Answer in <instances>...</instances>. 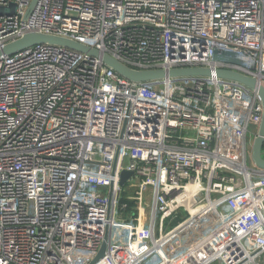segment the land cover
Wrapping results in <instances>:
<instances>
[{
	"label": "built area",
	"instance_id": "built-area-1",
	"mask_svg": "<svg viewBox=\"0 0 264 264\" xmlns=\"http://www.w3.org/2000/svg\"><path fill=\"white\" fill-rule=\"evenodd\" d=\"M31 1L0 0L17 5L0 48L35 31L135 70L227 68L264 86V0ZM263 110L215 73L133 81L50 43L2 56L0 264H264Z\"/></svg>",
	"mask_w": 264,
	"mask_h": 264
},
{
	"label": "water",
	"instance_id": "water-1",
	"mask_svg": "<svg viewBox=\"0 0 264 264\" xmlns=\"http://www.w3.org/2000/svg\"><path fill=\"white\" fill-rule=\"evenodd\" d=\"M39 0H32L30 3V10H33L38 4ZM17 5L11 3L9 6H0V15L12 14L16 11ZM39 43H50L66 46L81 52H86L94 56H101L103 61L116 70L121 75L133 80V81H148L154 79H160L167 76H210L215 73L218 77L232 79L243 83L249 88L256 90L263 104L264 109V86L259 82L257 78L240 73L233 69L218 68L213 71L207 67H175L168 71L164 69H147V70H135L120 62L108 53H101L99 50L85 45L83 43L51 34H45L40 32H28L21 38L12 41L2 48H0V58L4 55H11L28 48L32 45ZM221 59H225L232 62H237L233 57L227 55H217ZM252 157L254 162L262 169H264V110L263 117L259 127L258 134L254 138L252 145ZM131 175L130 171H123L121 177V185H124L126 179ZM106 249V241L103 242L102 247L95 260L101 258Z\"/></svg>",
	"mask_w": 264,
	"mask_h": 264
},
{
	"label": "rangeland",
	"instance_id": "rangeland-1",
	"mask_svg": "<svg viewBox=\"0 0 264 264\" xmlns=\"http://www.w3.org/2000/svg\"><path fill=\"white\" fill-rule=\"evenodd\" d=\"M254 141V137H253V140H252V142ZM125 188V187H124ZM129 193V191H127V190H125V195L126 194H128Z\"/></svg>",
	"mask_w": 264,
	"mask_h": 264
},
{
	"label": "bare ground",
	"instance_id": "bare-ground-1",
	"mask_svg": "<svg viewBox=\"0 0 264 264\" xmlns=\"http://www.w3.org/2000/svg\"><path fill=\"white\" fill-rule=\"evenodd\" d=\"M188 188H189V189H192V188H193V186H189Z\"/></svg>",
	"mask_w": 264,
	"mask_h": 264
}]
</instances>
